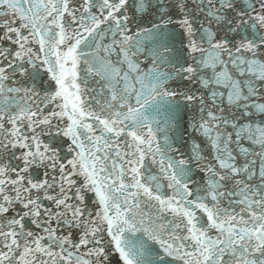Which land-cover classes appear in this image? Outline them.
<instances>
[{
    "label": "snow or ice",
    "instance_id": "1",
    "mask_svg": "<svg viewBox=\"0 0 264 264\" xmlns=\"http://www.w3.org/2000/svg\"><path fill=\"white\" fill-rule=\"evenodd\" d=\"M0 264H264V0H0Z\"/></svg>",
    "mask_w": 264,
    "mask_h": 264
}]
</instances>
